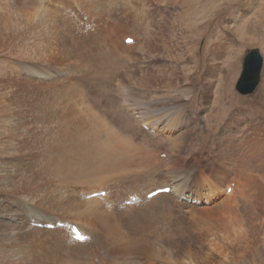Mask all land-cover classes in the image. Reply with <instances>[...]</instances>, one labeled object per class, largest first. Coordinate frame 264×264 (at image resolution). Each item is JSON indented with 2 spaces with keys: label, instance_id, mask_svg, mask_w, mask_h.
Segmentation results:
<instances>
[{
  "label": "bare ground",
  "instance_id": "bare-ground-1",
  "mask_svg": "<svg viewBox=\"0 0 264 264\" xmlns=\"http://www.w3.org/2000/svg\"><path fill=\"white\" fill-rule=\"evenodd\" d=\"M260 1L261 0H252L250 2L246 0V5H243L245 6L244 9H254V3L260 4ZM21 6V13H24L23 15L21 14V16L24 17L22 22H33V25L35 24L39 29L40 27L44 28L45 31H47L44 32L48 33V35H50L49 37L56 42L55 45L63 48L61 51L63 54H68L70 56L75 55L78 58L90 60V63H93L91 65L93 69L92 73L98 72V74H100L107 71L108 77H112L111 79L117 78L118 73L116 70L113 71V69L119 66V60H121L119 58H122V56L126 59L130 58L120 53L118 56L119 58L117 57L118 59H116L113 54L118 55V52L114 49H108L106 45H108L107 43L109 42L105 40L103 44L101 41L103 39L102 37L98 38L99 42L93 44L77 41L73 36L74 34L71 33L72 29L65 27L64 21L59 18L58 21V19L46 9H37L29 3H23ZM97 9L100 10V6ZM246 15H240V13L237 12V16H235L234 19L230 18L225 28L230 32L235 31L236 28L246 21ZM111 22H113V24L115 23V21ZM135 22L134 24H136ZM63 23L64 25H62ZM232 23L235 26L234 28L232 27ZM117 24L118 23H116V25ZM67 26L70 27L69 25ZM107 34L109 35V33ZM2 36L3 33L0 31V43L4 45V38H2ZM149 36H151V33L148 31V33L144 35L142 43L137 45L140 50L142 49V51H144V49H149L151 51V49L154 48L153 44L150 43ZM127 37L129 36H124L122 40ZM133 39L134 43L129 46L134 47V45H136V39ZM217 42L218 39L216 43H213L212 46L209 47V51L207 50L208 57L206 67L208 69L214 66L218 68V62L220 60L226 61L224 60V51H230V47H228L230 44L227 45L222 42ZM112 44L115 46V42H112ZM129 46H124V48H128ZM156 46L157 45H155V47ZM186 56L189 60L191 59V55ZM218 58H220V60L216 63ZM234 63L236 66L237 60H235ZM19 66L20 67L17 66V68H12L15 69L14 72L16 73H13V76L9 78V84L11 83V87H14V90H12L9 95V106H11V109L6 112L9 108L2 106V103L0 104V182H7L3 188L8 187L12 191L11 195L7 196V199L0 197V264H94L93 260L95 258L97 259V264H173L174 259L177 257L175 255V258H173V252L175 251H177V253L182 252V254L184 252L186 255H184V257H187L186 259L189 258L192 262H195L196 255L194 253L197 254V252L192 253L190 249L191 246L187 247L188 244L183 246L176 245L174 249L168 248V246L164 247L157 245L147 239L136 241V239L133 240L128 236L124 238L123 241H120L118 238L111 236L107 228L109 222H113V219H116L118 224L125 225L128 223H136L137 220H147L148 217H146V215H136L138 214L136 212L141 207H152V205L170 208L175 214L176 212H180V218L197 230L199 233V235H197L198 240L201 239L203 242L206 241L208 244L207 249L210 252L223 254L220 244L214 242L212 238H219L221 241L224 240L226 242L227 239H230L231 234H233L235 243L236 240L237 243L238 240L243 241L245 244L242 246V249L247 250L250 247V250L254 252L250 253L252 260L257 256H264V250L262 251V248L258 249L260 247L257 248L256 246L252 248L253 244L246 243L251 237L253 239L254 236L259 237L264 234V125L260 126L261 122L264 121V67H261L262 70H260V95L258 99L255 100V103L253 101L249 102L246 110L250 117L244 119V122L248 123L250 118H253L254 125L249 127L246 132L243 131L245 133L242 134L243 136L240 135L239 124L241 123V119L238 118L233 111L232 113L230 112L231 114L228 119L221 124V128L217 133L218 142L216 143L217 140L213 143L210 142L211 144L209 147H205L202 143L203 145H201V147L203 149L201 148L202 150L199 151L200 156L198 154L199 157L196 156L197 158L188 156L186 152L190 135L193 133V130L197 128L201 130L200 133L208 131L213 133V130L210 129L212 125L208 128L209 124L207 123V119L212 115L217 116L215 115V106L217 102L220 101L219 98H223L226 95V91L218 93L217 87L219 82L216 83L213 101L208 98L205 99V92L208 93L206 91L207 88L203 89L204 93L200 92L198 101L200 105H202L201 108L204 107V109L201 112L198 111L192 114L194 118H199V120L204 121V126H200V123H196L192 115L189 114L190 112H188V99L179 100L176 103L174 97L167 94L160 95L159 98L141 103L144 105V111L140 112L137 108H132L131 105H129L130 102L126 100L129 95V89L122 82H113L110 79L108 84L111 94H109L108 98L112 100L113 103L110 102V108L108 112H106L107 116H114V118L116 117L124 122H129L130 129L137 135L141 134L140 136L143 137V140L135 142V138L133 134H131L132 132H128L129 135L126 136L120 133L117 134L118 132L113 131L108 125H105L103 121L101 122L99 120L95 121L94 129L90 131L89 134H86V128L83 131L79 128L76 130L75 128L68 130L64 128L67 124H64L63 121L61 122L60 119H58L59 124L55 126L57 128L55 131L56 148H53L55 151L54 153H57L56 156L58 157L57 160H55L58 164L56 172L58 173L59 170L62 175L72 172V169H69L68 165L63 163L64 160L62 161V157L58 155L60 151L62 152L63 143L65 142L70 145L71 149L75 147V150L80 156H91L92 154L94 156L93 161H95L96 170H106V168H108L116 173L117 170L121 169V175L112 180L128 176L136 177L139 174H145V176L147 175L146 178L148 177L151 179L145 182V184H148V190L143 188L141 192L139 191L140 193L138 192L139 194L137 191L131 190L130 193L124 197H118L115 193L110 192L112 189L111 186H102V189L99 191L98 189H93V187H88V191L83 192L84 195H92L95 192L101 193L104 190L107 194L105 193L104 198L98 196L96 198L91 197L77 203L75 202L73 194H65V190H62L64 186L61 184H64V180L60 183L57 182L60 185L56 186L54 184L55 190L49 188L39 190L34 192L32 196L29 192L24 195L20 194V190L25 189L26 182H28L24 181V177L19 178L17 182L14 181L15 175L20 171V168L22 169V167L18 168L20 166V160L23 161L22 158L24 155L31 158L33 155L32 151L34 152V150H36L35 146L38 142L37 138L34 136V129L27 128V124H30V118L26 115V108L28 105L26 102L25 105L22 104L24 99L20 101L24 95L20 93L22 92L21 86L19 87L18 85L22 84L23 86L25 84L28 89L30 88L27 90V95L32 99L31 103L28 99L30 112L42 102L44 108H48L49 110L52 109V114L58 116L60 110L58 108L53 110L52 107H57L59 100H62V96L60 97L61 94L59 93L53 94L52 96L49 93L46 97L42 96L43 94L40 96L37 95L41 91L47 90V86L43 88L38 82H50L48 79L56 75L48 74L44 76L47 72L44 73L40 71L42 67L37 64L30 63ZM22 71H24V76L36 82L26 79L22 75ZM151 78H155V76ZM151 78L147 77L144 79L146 81L143 82V86L148 85ZM206 81L209 82L210 80L207 79ZM228 84L225 90H228ZM0 85L3 86L4 83ZM209 85L210 88L213 86V84ZM18 89H20V92ZM31 94L34 96H31ZM254 96L255 94L252 95L250 99L253 100ZM5 102L8 101L6 100ZM206 105L209 106L205 108ZM208 110H210V112L206 115L205 111L208 112ZM227 110V108H222L223 115ZM242 130H244V128ZM74 135H76V144H74L72 138ZM88 135L90 136L88 137ZM147 138H164L163 142L169 145V149L167 148L165 152V158L159 157V155L164 153L158 154L157 146L148 147L145 143ZM44 143L46 142L44 141ZM31 148L33 149L30 150ZM205 149L208 150L205 151ZM160 150L162 151L161 148H159V151ZM182 162L186 163L184 168L181 166ZM47 164L48 163L39 168V171L42 172L41 170L43 169L44 173H46ZM108 169L107 171H109ZM83 171L82 169L79 172L81 173ZM19 174H21V172ZM110 174L113 175V173ZM116 175L117 174L114 176ZM77 182L82 184L83 182L87 183L89 181L83 180ZM98 182L104 184L110 183L108 177H104L99 179L95 178L92 184ZM154 187L157 189H154ZM166 187L170 188L168 194H159L151 200L146 198L147 194L152 191L164 189ZM229 187H231V192L227 194L226 191ZM91 188L92 190H90ZM73 193L75 194L74 191ZM113 195L118 201L122 200V204L120 203V207H116L115 203H111L108 209L114 208V210H112V214H106L101 209L100 203L104 208L101 201L111 200L110 197ZM55 211L65 215L72 213L75 221L54 220L48 213H54ZM58 222L65 225V228L57 226L56 224ZM51 224L54 225V229L52 230L55 231L53 232L47 231L50 229H46L48 225ZM72 225H77L83 235L86 236L84 242H78L73 238V234L71 233ZM89 227H92V232H95L97 235L101 234L104 239L110 243L112 250L116 252V256L106 253L109 255V258L106 256L109 262L105 261L103 251L98 246L95 235L87 232V228ZM233 239H231V243L234 241ZM252 242L255 241L253 240ZM88 245L89 247H87ZM123 247H126L124 248L125 253L123 252ZM134 247L136 249L147 248V256L149 257L141 256L142 262L141 259L135 258V260L139 262L136 263L134 259L132 260V251ZM235 247L240 248L241 246ZM200 253H202V248ZM117 255H120V259L117 258ZM209 257H212V254H209ZM154 258H160L166 260V262L158 261V259L154 260ZM181 258L183 257L181 256ZM205 258L206 256L204 259ZM204 259L202 262L205 261ZM205 263L207 264V262ZM189 264L192 263L190 262Z\"/></svg>",
  "mask_w": 264,
  "mask_h": 264
},
{
  "label": "rangeland",
  "instance_id": "rangeland-1",
  "mask_svg": "<svg viewBox=\"0 0 264 264\" xmlns=\"http://www.w3.org/2000/svg\"><path fill=\"white\" fill-rule=\"evenodd\" d=\"M245 1L246 0H0V31L4 36H2V38H4V45L0 43V84L4 83L3 86L0 85V104L2 103V106L9 108L6 112L11 109V106H9V95L11 91L14 90V87H11V83L9 84V78L13 76V73H16L14 72L15 69L12 68L30 63L41 66L42 68L40 71L44 73L47 72L44 76L48 74L56 75L48 79L50 82H38L43 88L47 86V90H43L37 95L40 96L43 94L42 96L46 97L49 93L51 96L59 93L61 94L60 97L62 96V100H59L58 106L55 108L52 107L53 110H56V108L60 110L59 112L57 111L59 114L58 116L52 114V109L49 110L48 108H44L42 102L30 112L28 102L30 101L31 103L32 99L27 95V90L30 88L28 89L25 84L23 86L22 84L18 85L19 87L21 86L20 88L22 91L20 92V89H18L19 92L24 95L20 101L24 99L25 101L23 100L22 104L25 105L26 102L28 105L26 108V115L30 118V124H27V128L34 129V136L38 141L37 144L35 143L37 151L34 150V152L32 151L33 155L31 154L34 157L31 156L30 158L24 155L22 158L23 161L20 160L19 162L20 166L18 168L22 167V169L20 168V171L15 175L14 181L17 182L19 178L23 177L24 181H28L26 182V188L24 187L25 189L20 190V194L24 195L29 192L32 196L34 192L39 190L47 188L55 190L54 184L56 186L60 185L57 182L60 183L64 180V184H61L64 186L62 190H65V194H73L75 202L78 203L91 197H105V190L102 191L104 195L97 192L92 195H84L83 192L88 191V187H93V189H98L99 191L102 189V186H111L112 189L110 192L115 193L118 197H124L127 196L131 190H135L137 193L139 191L141 192L143 188L148 190V184H145V182L151 179L148 177L146 178L147 175L145 176V174H139L136 177L128 176L129 178L121 177L112 180L121 175V169L117 170L116 173L108 168H106V170H96L95 161H93L94 156L92 154L91 156H80L75 150V147L71 149L70 145L65 142L63 143L62 152L60 151L58 155L62 157V161L64 160L63 163H66L69 169H72V172L66 173L65 175H62L59 170L58 173L56 172L58 164L55 160H57L58 157L56 156L57 153H54V149L56 148L55 131L57 129L55 126L59 124L58 119H60L61 122L63 121L64 124H67V126H63L68 130L72 128L76 130L79 128L83 131L86 128V134H89L90 131L94 129L95 121L99 120L101 122L103 121L104 124L108 125L113 131L118 132L117 134L120 133L126 136L129 135L128 132H132L131 134H133L135 142L143 140V137L140 136L141 134L137 135L130 129L129 122H124L119 120V118H114V116H107L106 112H108L111 103H113V101L108 98L109 94H111L108 82L112 77H108L107 71L100 74H98V72L92 73L93 69L91 65L93 63H90V60L78 58L75 55L70 56L67 54V56L63 54L61 52L63 48L55 45L56 42L49 37L50 35H48V33H45L47 31H45L44 28L40 27L39 29L38 26L35 24V26L33 25V22H22L24 17L21 16V4L29 3L37 9H46L48 12H51L56 19L59 18L64 21L65 25L64 23L62 25L68 29H72L71 33H73L75 39L81 43H97L99 42L98 38L102 37L103 39L101 41L103 44L105 40L109 42L107 43L108 45L105 44L108 49H114L118 52V55L113 54L116 59L119 58L118 56L120 53L130 57L126 59L121 55L122 58H119L121 59L119 60V66L113 69V71L116 70L118 73L117 78L111 79V81L122 82L129 89V95L126 100L130 102L129 105H131L132 108H137L140 112L144 111V105L141 103L159 98L160 95L164 94L174 97L176 103L179 100L188 99V112H190L189 114L191 115L198 111L201 112L204 107L201 108L202 105H200L198 101L200 92H203V89L207 88L206 91L209 94L205 92V99L208 98L213 101L216 83L219 82L217 87L218 93L226 91V95L223 98L218 97L220 101L217 102L215 106V115L217 116L212 115L208 118L209 120L207 119V123L209 124L208 128L212 125L210 129L213 130V133L210 131L200 133L201 130L197 128L191 133L190 140L188 139L189 144L187 143L188 148L186 152L188 156L197 158L200 156L199 151L203 149L201 145L204 144L205 147H209L211 144L210 142L213 143L216 140V143L218 142L217 133L221 128V124L228 119L232 111L241 119V123L239 124L240 135L245 134L244 132L254 125L253 118H250L248 123H245L244 119L250 117L246 110L249 102L253 101L255 103V100H257L260 95V81L258 83L259 86H257L256 90L254 89L252 94L240 93L236 87L242 72L244 58L249 51L257 50L259 52L262 58V67H264V0H261L260 4L254 3V9H244L245 6L243 5H246ZM249 1L251 2L252 0ZM99 6L101 8L100 10L97 9ZM132 12L135 14V17ZM237 12H239L240 15H246L247 13V19L241 26L236 28L235 31L230 32L225 28V25L230 18L234 19L235 16H237ZM111 21H115V23L113 24ZM134 22L136 24H134ZM116 23L119 25H116ZM232 27H235L233 23ZM148 31L151 33L149 40L154 48L151 49V51L149 49H144V51H142L137 45L142 43L144 35L147 34ZM106 32L109 33V35ZM124 36L135 38L136 45H134V47L125 45L122 40ZM215 37L218 39L219 43L230 44L228 46L230 47V51H224L223 54L224 60L226 61L224 62L220 60V58L216 61L217 63L218 60H220L218 62L219 70L215 66L209 69L206 67L208 57L207 50L209 51V47H211L213 43H216L217 39ZM112 42H115V46ZM155 45L157 46L155 47ZM124 46H129L131 49L129 47L124 48ZM186 55H191V59L189 60ZM235 60H237L236 66L234 63ZM260 70H262V68ZM23 72L24 71H22V75L24 76ZM259 72L261 74V71ZM152 76H155V78H151ZM24 77L34 81L26 76ZM147 77L151 78L150 83L143 86V82L146 81L144 79ZM207 79L210 80V83L206 81ZM209 84H213V86L210 88ZM227 84L229 87L228 90H225ZM29 85L31 87L30 83ZM254 94V99H250ZM31 96L34 95L31 94ZM5 99L8 102H5ZM208 106L209 105H206L205 108ZM223 107L228 109L224 115L222 111ZM209 112L210 110H208V112L205 111V114L207 115ZM192 118L196 123H200V126H204V121L199 120V118H194L193 115ZM261 125H264V121L261 122L260 126ZM243 128L244 130H242ZM89 136L90 135H88V137ZM75 137L76 135L72 137L74 144L77 143ZM163 139L164 138H147L146 142H144L148 147L157 146L158 154L164 153L159 155V157L165 158V152L167 148L169 149V145L165 144ZM44 141L46 143H44ZM159 148H161L162 151H159ZM32 149L33 148L30 150ZM207 150L208 149H205V151ZM46 163H48L46 166V173H44L43 169L41 170L42 172H40L39 168ZM185 165L186 163L182 162L181 166L183 168ZM82 169L84 171L80 173L79 171ZM107 169L109 171H107ZM20 172L21 174H19ZM110 173H113V175ZM115 174L117 175L114 176ZM104 177H108L110 183L104 184L98 182L92 184L95 178L99 179ZM83 180L89 182H83L82 184L77 182ZM5 184H7V182H0V197L7 199V196L11 195L12 191L8 187L3 188ZM154 189L157 188L154 187ZM90 190H92V188ZM112 197H110L111 200L101 201L105 209L100 203L101 209L106 214H112V210H114V208L108 209L111 203H115L116 207H120L122 204V200L118 201L114 198V195ZM141 208L137 210L136 213L138 214H133L146 215V217H148L147 220H137L136 223L121 225L118 224L116 219H113V222L107 224L111 236L118 238L120 241H123L124 238L128 236L133 240L136 239V241L147 239L157 245L164 247L168 246V248H174L176 245L183 246L188 244L187 247L191 246L190 249L192 253L197 252V254L194 253L196 255L195 262H192L189 258L186 259L187 257H184V252L182 254V252L177 253V251H175L173 252V258H175V255L177 257L174 259L173 264H189L190 262L192 264H197V262L198 264H206L205 262H207V264H264V256H257L252 260L250 253L254 252L250 250V247L247 250L242 249V246L245 244L243 241L238 240L237 243L236 240V244L233 239V234H231L230 239H227L226 242L224 240L221 241L219 238H212L214 242L220 244L222 250L220 251L223 254L210 252L207 249L208 244L206 241L203 242L201 239L198 240L197 235H199V233L197 230L180 218V212H176L175 214L172 209L160 205ZM48 215L54 220L75 221L72 213L65 215L55 211L54 213H48ZM82 221L86 222L85 220ZM56 225L65 228V225H62L61 222H58ZM49 226L54 225L51 224ZM91 228H87V232L95 235L97 244L103 251L105 261L109 262L107 259L109 258L108 254L116 256V252L112 250L110 243H108L101 234L97 235L95 232H92ZM46 229H50L47 230L50 232L55 231L51 228ZM254 237L253 239L251 237L246 243L253 244L252 248L254 246L257 248L260 247L258 249L262 248L263 251L264 234L259 237ZM231 239L234 240L232 243ZM253 240L255 242H252ZM239 245L241 246L240 248L235 247ZM87 247H89V245ZM124 248L126 247H123V252L125 251ZM201 248L203 254L200 253ZM138 249L134 247L132 251V260L134 259L136 263L139 262H137L135 258L141 259L142 262L141 256L149 257L147 256V248ZM207 252L210 255L212 254L213 258H217L213 259L209 257ZM117 256V258L120 257V255ZM181 256L184 259L181 258ZM205 256L209 259H204ZM202 258L205 260L204 262H202ZM157 259L158 261L166 262V260L154 258V260ZM93 261L94 264H97L96 258Z\"/></svg>",
  "mask_w": 264,
  "mask_h": 264
},
{
  "label": "water",
  "instance_id": "water-1",
  "mask_svg": "<svg viewBox=\"0 0 264 264\" xmlns=\"http://www.w3.org/2000/svg\"><path fill=\"white\" fill-rule=\"evenodd\" d=\"M262 58L257 50L247 53L243 61V68L236 89L243 94L252 93L260 80Z\"/></svg>",
  "mask_w": 264,
  "mask_h": 264
}]
</instances>
